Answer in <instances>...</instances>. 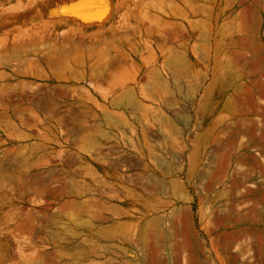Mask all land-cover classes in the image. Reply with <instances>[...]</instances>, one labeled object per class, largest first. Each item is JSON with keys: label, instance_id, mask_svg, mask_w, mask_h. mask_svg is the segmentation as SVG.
<instances>
[{"label": "rangeland", "instance_id": "1", "mask_svg": "<svg viewBox=\"0 0 264 264\" xmlns=\"http://www.w3.org/2000/svg\"><path fill=\"white\" fill-rule=\"evenodd\" d=\"M0 264H264V0H0Z\"/></svg>", "mask_w": 264, "mask_h": 264}, {"label": "bare ground", "instance_id": "2", "mask_svg": "<svg viewBox=\"0 0 264 264\" xmlns=\"http://www.w3.org/2000/svg\"><path fill=\"white\" fill-rule=\"evenodd\" d=\"M85 8H86V7H85ZM73 10L75 11L76 9H73ZM73 10H72V11H73ZM76 11H77V10H76ZM78 11H79V10H78ZM87 11H88V10H87ZM87 13H88V12H87ZM82 15L84 16V15H86V14H85V13H83ZM87 15H88V14H87ZM85 19H86V18H85Z\"/></svg>", "mask_w": 264, "mask_h": 264}]
</instances>
